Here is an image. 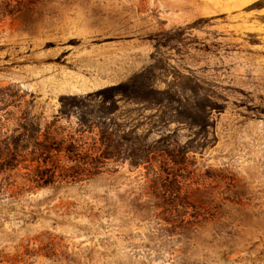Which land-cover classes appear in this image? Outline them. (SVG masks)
Masks as SVG:
<instances>
[{
  "label": "rangeland",
  "instance_id": "rangeland-1",
  "mask_svg": "<svg viewBox=\"0 0 264 264\" xmlns=\"http://www.w3.org/2000/svg\"><path fill=\"white\" fill-rule=\"evenodd\" d=\"M0 264H264V0H0Z\"/></svg>",
  "mask_w": 264,
  "mask_h": 264
},
{
  "label": "trees",
  "instance_id": "trees-1",
  "mask_svg": "<svg viewBox=\"0 0 264 264\" xmlns=\"http://www.w3.org/2000/svg\"><path fill=\"white\" fill-rule=\"evenodd\" d=\"M132 88L125 89V92L128 94V98L130 100H134V101H140L142 100L144 97H146L147 93H148V88L147 85L146 86H137V84L135 83L133 86H131Z\"/></svg>",
  "mask_w": 264,
  "mask_h": 264
}]
</instances>
